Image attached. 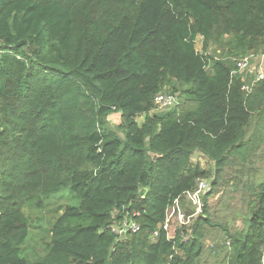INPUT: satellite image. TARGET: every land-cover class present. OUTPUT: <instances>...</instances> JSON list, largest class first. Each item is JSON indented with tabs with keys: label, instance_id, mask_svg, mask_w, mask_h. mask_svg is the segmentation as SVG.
Segmentation results:
<instances>
[{
	"label": "trees",
	"instance_id": "obj_1",
	"mask_svg": "<svg viewBox=\"0 0 264 264\" xmlns=\"http://www.w3.org/2000/svg\"><path fill=\"white\" fill-rule=\"evenodd\" d=\"M222 40L227 56L207 52ZM250 52H264V0H0V264H261L264 179L247 185L242 229L207 208L224 168L264 144V78L246 90L233 72ZM163 89L180 101L154 112ZM201 178V214L168 233L167 209ZM64 191L73 202L28 258L23 207ZM124 215L138 229L117 239Z\"/></svg>",
	"mask_w": 264,
	"mask_h": 264
},
{
	"label": "rangeland",
	"instance_id": "obj_2",
	"mask_svg": "<svg viewBox=\"0 0 264 264\" xmlns=\"http://www.w3.org/2000/svg\"><path fill=\"white\" fill-rule=\"evenodd\" d=\"M195 47L198 50L201 49L200 36H197L195 39ZM207 52L216 58L225 57L227 56V45L223 40L219 43L212 41L208 46ZM258 55L256 58H251L244 68L233 70L234 73H238L244 77V88L246 90L256 80L255 76L259 68V58H262L260 54ZM232 58H236V63L240 61V57L232 56ZM206 69L209 73L211 72L210 67ZM162 92L170 93L165 89ZM178 93L176 92V95ZM177 101H180L179 96L177 97ZM108 120L109 125L116 128L120 120L119 114L113 113L109 115ZM137 120L141 121V118L137 117ZM249 133L250 131L247 132L248 135ZM263 147L264 144H261L243 163L237 159L232 165L224 168L219 185L214 186L215 189L207 201L208 213L213 221L223 223L231 227V229H242L244 227L242 217L247 210L246 200L249 194L247 185L264 179ZM191 162L193 164L198 163L207 172L213 169V162L198 150L192 153ZM205 180L209 187L212 178H206ZM202 196L203 194H198L196 197H192L189 193H185L167 209L168 218L166 223L168 233L172 234L174 228L180 224L178 218L180 213L184 215L185 228H190L191 223L202 212L204 206ZM71 202H73L72 198L67 197V192L64 191L49 198L42 209H37L32 206L23 207V212L28 217L29 222V235L24 244V252L28 258L33 259L35 256L44 254L46 242L49 240L47 230L51 227L56 217L63 211L65 205ZM222 238V231L219 229H214L208 235L205 242L206 250L202 255V260L207 253V247L210 244L222 241Z\"/></svg>",
	"mask_w": 264,
	"mask_h": 264
},
{
	"label": "built area",
	"instance_id": "obj_3",
	"mask_svg": "<svg viewBox=\"0 0 264 264\" xmlns=\"http://www.w3.org/2000/svg\"><path fill=\"white\" fill-rule=\"evenodd\" d=\"M258 54H260L262 58H259L260 59L259 68L257 69L256 76H255L256 80L264 78V52L258 53ZM258 54L250 52L244 55L242 58H240V61L237 63V66H238L237 69L244 68L247 65V63L251 60V58H256L257 56H259ZM153 103H154L153 111H162L166 108L174 106L175 104L178 103V101H177L176 95L161 91L154 95ZM208 189L209 187L207 185V181L201 178V179H197L195 188L193 190L187 191L185 193H189L190 196L196 197L198 194H204ZM167 218H168V212H166V219L163 223V227L165 229H167V223H166ZM178 218L180 221V224L178 226L185 223L184 215L182 213L179 214ZM108 229L114 234H116L117 239H122L128 230L136 231L138 229V225L134 221H132L131 219H129L127 216L124 215L121 221L117 222L116 220H114L108 226ZM262 253L263 255H262L261 264H264V249Z\"/></svg>",
	"mask_w": 264,
	"mask_h": 264
}]
</instances>
